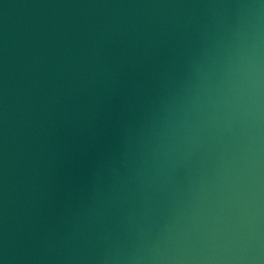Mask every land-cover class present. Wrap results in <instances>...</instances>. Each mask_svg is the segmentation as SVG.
<instances>
[{
  "label": "water",
  "instance_id": "obj_1",
  "mask_svg": "<svg viewBox=\"0 0 264 264\" xmlns=\"http://www.w3.org/2000/svg\"><path fill=\"white\" fill-rule=\"evenodd\" d=\"M237 2L0 0V254L7 242L12 264H67L73 248L129 242L109 185L191 118L211 44L247 16L198 5Z\"/></svg>",
  "mask_w": 264,
  "mask_h": 264
},
{
  "label": "clouds",
  "instance_id": "obj_2",
  "mask_svg": "<svg viewBox=\"0 0 264 264\" xmlns=\"http://www.w3.org/2000/svg\"><path fill=\"white\" fill-rule=\"evenodd\" d=\"M198 6L247 16L211 44L215 71L191 118L167 124L109 185L129 242L73 248L67 264H264V0ZM149 212L154 228L142 223ZM14 259L5 242L0 264Z\"/></svg>",
  "mask_w": 264,
  "mask_h": 264
}]
</instances>
